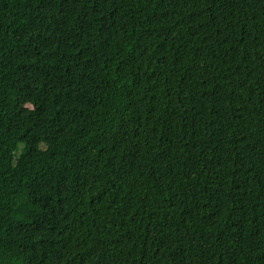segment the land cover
I'll list each match as a JSON object with an SVG mask.
<instances>
[{"label": "trees", "instance_id": "obj_1", "mask_svg": "<svg viewBox=\"0 0 264 264\" xmlns=\"http://www.w3.org/2000/svg\"><path fill=\"white\" fill-rule=\"evenodd\" d=\"M0 264H264V0H0Z\"/></svg>", "mask_w": 264, "mask_h": 264}, {"label": "rangeland", "instance_id": "obj_2", "mask_svg": "<svg viewBox=\"0 0 264 264\" xmlns=\"http://www.w3.org/2000/svg\"><path fill=\"white\" fill-rule=\"evenodd\" d=\"M24 147H25V146H24L23 144H19V145H18V148H17V150H16L15 153H14L15 157H17V156L19 155V153L24 149ZM40 148L44 149V148H46V145L43 144V143H41V144H40Z\"/></svg>", "mask_w": 264, "mask_h": 264}]
</instances>
